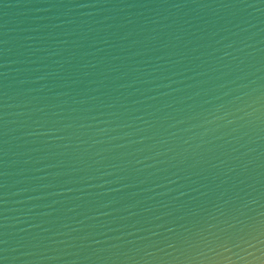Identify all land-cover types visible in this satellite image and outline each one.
<instances>
[{
	"label": "water",
	"instance_id": "water-1",
	"mask_svg": "<svg viewBox=\"0 0 264 264\" xmlns=\"http://www.w3.org/2000/svg\"><path fill=\"white\" fill-rule=\"evenodd\" d=\"M0 264H264V0H0Z\"/></svg>",
	"mask_w": 264,
	"mask_h": 264
},
{
	"label": "snow or ice",
	"instance_id": "snow-or-ice-1",
	"mask_svg": "<svg viewBox=\"0 0 264 264\" xmlns=\"http://www.w3.org/2000/svg\"><path fill=\"white\" fill-rule=\"evenodd\" d=\"M174 246H175V245H173V244H171V243L169 244V247H174Z\"/></svg>",
	"mask_w": 264,
	"mask_h": 264
}]
</instances>
